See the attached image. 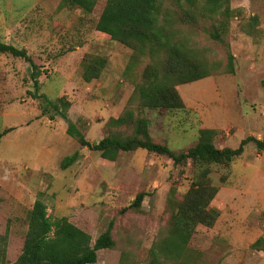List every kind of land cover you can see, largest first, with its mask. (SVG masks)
Listing matches in <instances>:
<instances>
[{"label": "rangeland", "instance_id": "1", "mask_svg": "<svg viewBox=\"0 0 264 264\" xmlns=\"http://www.w3.org/2000/svg\"><path fill=\"white\" fill-rule=\"evenodd\" d=\"M105 1L83 15L59 8L61 0H0V41L27 51L41 71L37 94L69 100L68 119L83 122L90 143L109 132L106 122L121 113L148 61L143 57L125 75L132 51L94 29ZM230 8L233 15L222 39L234 56V73L177 86L182 111L144 112L150 135L172 151L190 147L199 129L216 130L213 142L219 149H235L248 136L264 139V0H230ZM181 34L202 59L223 61L220 43ZM98 58L99 77L84 82V63ZM29 73L23 59L0 53V133L11 129L0 137V236L6 238V264L21 254L26 216L36 199L51 221L66 217L92 242L112 224L115 249L97 251L94 264H118L124 251L133 264H145L167 229L168 198L181 200L198 169L190 162L173 165L142 149L121 152L111 162L80 148L65 133L66 122L41 115L38 100L31 97ZM76 150L77 161L62 169L61 161ZM207 180L218 189L209 205L217 219L210 228H195L188 259L177 264H264V152L248 143L227 165H210ZM140 192L145 193L142 204L132 209Z\"/></svg>", "mask_w": 264, "mask_h": 264}, {"label": "trees", "instance_id": "2", "mask_svg": "<svg viewBox=\"0 0 264 264\" xmlns=\"http://www.w3.org/2000/svg\"><path fill=\"white\" fill-rule=\"evenodd\" d=\"M98 0H61L59 8L72 7L83 15H91ZM233 13L230 0H106L94 29L109 36L132 53L125 75L138 66L144 57L148 61L142 67L133 90L121 113L106 122L109 132L95 143L84 136V124L72 122L67 113L71 102L64 96L49 100L37 94L40 67L25 49L16 48L0 41V53L21 58L30 67L29 77L38 100V109L49 121L56 118L66 122L65 133L73 138L80 148L97 152L101 159L115 161L121 152L145 150L157 156H165L173 165L190 162L198 169L190 188L181 200L168 198L167 229L149 250L145 264H177L181 258L188 259V242L199 225L210 228L217 219V212L209 205L218 189L208 178L209 166L227 165L239 157L248 143H253L256 152H264V139L252 136L242 139L237 148H217L214 129H199L196 141L181 151H172L165 143H158L150 135V119L145 111L169 113L182 111L184 103L177 86L191 83L211 75L234 73V56L222 37L228 32ZM207 36L225 49L221 63L202 59L189 45L181 32ZM180 35V36H179ZM102 70V60L93 59L84 63L82 79L89 83L97 79ZM11 129L0 133V137ZM78 150L65 157L60 164L66 169L77 161ZM145 193L136 195L131 208L141 206ZM27 231L21 254L12 264H94L97 251L115 249L112 224L92 242L91 236L70 223L64 216L51 221L45 204L36 199L26 216ZM0 236V264L5 261V241ZM190 253V250L189 252ZM184 260V261H185ZM118 264H133L128 252L121 253Z\"/></svg>", "mask_w": 264, "mask_h": 264}, {"label": "crops", "instance_id": "3", "mask_svg": "<svg viewBox=\"0 0 264 264\" xmlns=\"http://www.w3.org/2000/svg\"><path fill=\"white\" fill-rule=\"evenodd\" d=\"M16 199H19V198H16Z\"/></svg>", "mask_w": 264, "mask_h": 264}]
</instances>
